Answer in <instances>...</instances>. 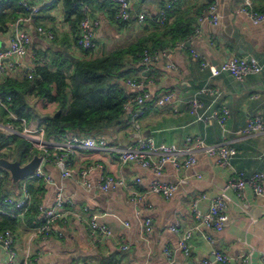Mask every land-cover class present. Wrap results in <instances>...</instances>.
<instances>
[{"label": "crops", "instance_id": "crops-1", "mask_svg": "<svg viewBox=\"0 0 264 264\" xmlns=\"http://www.w3.org/2000/svg\"><path fill=\"white\" fill-rule=\"evenodd\" d=\"M37 1L43 5L54 2ZM166 1L131 0V18L120 23L108 9L89 6L96 24L93 27L95 48L87 54L75 46L70 25L63 19L61 4H57L47 13L52 21L44 20L45 14L40 13L35 16L37 23L22 25L30 37L26 54L17 66L5 69L1 81L23 79L26 68H35L39 59L46 64L56 51L70 55L73 60L99 58L156 32V23L163 26L182 18L192 19L194 32L181 41L183 47L177 42L163 50L147 70L152 84L145 89L151 100L138 119L139 133L155 144L176 147H182L187 138H199L212 145L226 144L234 149V156L226 167H220L215 158L198 153L195 165L178 169L165 165L160 176L135 164L120 165L116 151L132 145L135 134L130 113L126 112L129 121L125 127L107 130L102 135L107 143L104 149L77 150L68 157L74 177L63 178L54 164L45 163L43 170L49 175L50 183L41 179L28 181L32 198L45 206L52 205L56 192L60 191L67 214L63 221L52 225L46 237L37 233L38 224L33 220L18 221L12 231L17 264H200L204 258H211L214 251L233 259L227 264H264V194L256 196L247 188L239 192L223 191L225 184L240 173L244 177L255 173L264 175V133H241L250 118L258 116L264 121V21L252 24L241 9L264 11V0H179L161 25L156 15ZM211 3L217 7V24L198 23V17ZM139 14L144 15L141 22L136 19ZM38 26L51 28L53 41L36 33ZM9 38L10 30L0 34V47L6 46ZM246 55L257 59L261 71L241 81L225 72L213 77L199 65L202 60L216 65L232 56ZM124 68L134 70L126 80L139 78V61L127 60ZM126 80L121 82V87L129 97L137 91ZM202 87L217 89L220 95L214 98L198 94ZM164 94L171 95L170 102L155 107L153 100ZM194 96L202 104L197 113L204 117L222 106L228 110L222 127L214 119L203 122L189 114L188 100ZM94 164L99 167L87 175V182L91 184L88 189L78 183L76 175ZM101 175L122 179L123 185L99 190L96 185ZM136 178L140 183L135 182ZM182 179L186 183H181ZM155 180L176 185L174 195L164 198L144 194L145 188ZM0 188L1 196L15 194L17 190L7 171L0 173ZM217 195L223 196L227 223L219 232L205 227L194 230L190 251L184 255L178 249V242L180 231L195 225L193 202L196 201L195 209L203 213ZM92 215L111 231L110 237L90 236L88 219ZM146 220L149 221L147 228ZM174 224L179 227L176 233L170 230ZM121 245L127 248L121 249ZM164 249L168 250V256ZM0 264H8L1 248Z\"/></svg>", "mask_w": 264, "mask_h": 264}, {"label": "built area", "instance_id": "built-area-1", "mask_svg": "<svg viewBox=\"0 0 264 264\" xmlns=\"http://www.w3.org/2000/svg\"><path fill=\"white\" fill-rule=\"evenodd\" d=\"M10 1V0H0ZM115 9L114 20L116 22H125L131 18V0H108ZM179 0L166 1L157 11L156 18L162 25L166 19V15L172 10L173 6ZM18 4L24 10V14L18 17L10 24V38L6 46L0 47V82L4 75L5 69H12L17 66L20 60L25 56L30 37L22 25L31 23L32 17L39 13L43 4L37 2L29 4L27 0H19ZM84 16L78 22L75 32V46L81 51H88L91 53L95 48L93 40V27L96 22L87 11V6H84ZM242 13L246 15L252 24H258L264 21V11L256 12L245 7L241 9ZM138 22L144 19L143 14L136 17ZM208 21L213 25L218 22L217 7L215 3L207 6L205 11L198 17L197 22L202 23ZM36 33L44 37L48 41H53L54 35L51 30L43 27H36ZM183 47L184 43L177 44ZM163 54V51H143L140 56L139 64L141 66V74L139 78L127 79L125 83L135 89L137 92L127 97L123 104V111L130 113L131 125L135 130L133 144L130 146L120 147L117 149V160L120 165L135 164L141 168L150 170L155 176H160L161 171L165 165H171L174 169L181 167H191L196 163V155L198 153L204 154L208 157L216 159L218 166L226 167L230 159L234 156V149L226 144H206L199 138H187L182 147L167 144H155L151 140L143 138L139 133L140 124L138 119L143 115L146 103L151 100V96L145 89L146 86L152 84V78L147 75V70L150 65L156 62ZM43 59H39L36 66L44 64ZM200 68L207 69L211 76H217L220 73H228L235 80L241 81L247 75L257 74L261 71V65L257 59L251 55L246 56H232L227 60L213 65L206 60L200 62ZM34 74L33 68H26L24 78L32 79ZM198 94L210 95L217 98L220 93L217 89L202 87L198 90ZM171 100L170 94H164L155 100L153 105L161 107ZM5 100L0 99V108L6 113L7 121L0 120V135L4 137H17L26 142L29 147L40 157V163L31 176H27L17 183V190L12 195H0V216L8 217L14 221H22L32 204V196L28 188V181L31 179H41L46 183H50L49 175L43 170V164L52 163L57 167L61 177H74V172L69 167L68 157L77 150L97 151L106 147V140L104 137H93L90 135H71L67 138L56 139L52 135L46 133L43 126L36 120H28L24 117H18L8 108ZM189 114L195 120L207 121L214 119L220 127L228 117V110L221 107L219 111H213L207 117L198 114V109L202 106L197 97H192L188 100ZM244 135H255L264 133V121L256 116L250 118L246 126L241 130ZM98 164L84 168L78 172L76 178L78 183L88 189L91 184L87 182V175L91 170L98 168ZM200 177V176H197ZM140 179L136 178L135 182L140 183ZM186 183L185 179L180 181ZM264 175L255 173L249 177H244L241 173L236 177L230 179L224 186L223 191L232 190L235 192L244 189H250L256 196H263L264 194ZM123 185L122 179H115L109 175H101L99 177L96 187L99 190L107 191ZM176 185L168 184L155 180L151 182L144 191V194L160 195L164 198H171L175 191ZM222 195L215 196L208 209L205 212H199L195 209L196 201L193 202V218L195 225L191 228H186L180 231V238L178 242V249L184 255H188L190 251V240L194 230L200 227L212 229L214 231H221L228 221V216L225 211V203ZM64 199L60 191H57L53 203L50 206H45L38 203L36 206L37 219L39 224L36 228L37 233L42 237L49 235L51 227L54 223L63 221L66 217L64 208ZM97 216H89V231L92 238L110 237L111 231L103 224L96 221ZM127 226V223H124ZM145 227L149 226V221L144 223ZM172 232H178L179 227L174 224L170 227ZM207 238V237H206ZM13 234L10 230L0 232V248L3 250L8 264H17L16 253L13 248ZM121 249H126V245H121ZM164 253L168 256V250L164 249ZM213 259L204 258L200 264H227L231 260L230 257L222 254L219 251L211 253ZM242 258V257H239ZM246 262L245 258H242Z\"/></svg>", "mask_w": 264, "mask_h": 264}, {"label": "trees", "instance_id": "trees-1", "mask_svg": "<svg viewBox=\"0 0 264 264\" xmlns=\"http://www.w3.org/2000/svg\"><path fill=\"white\" fill-rule=\"evenodd\" d=\"M18 1L0 2V34L9 31L10 24L25 13ZM27 1L29 4L39 2ZM57 4H61L63 19L70 25L74 42L76 26L84 16V6H87L90 15L89 6L106 8L113 17L115 12L107 0H54L48 5H43L38 14L44 13L43 19L52 21L47 13ZM38 14L32 17V21L37 20L35 16ZM193 21L182 18L169 25L160 26L156 23L154 26L156 32L99 58L71 60L63 52L56 51L46 64L35 66L32 79L6 78L1 81L0 99L5 100L9 97L6 103L11 112L18 117L36 120L47 134L56 139L71 135L102 137L105 131L121 129L129 121V117L125 116L126 112L122 109L127 95L121 87V82L134 70L124 68L126 61L137 63L145 50L163 51L177 42L185 41L194 32ZM49 30L52 31L51 28ZM30 97L54 105L53 112L33 116L28 102ZM0 120L3 122L8 120L1 108ZM11 145L13 153L10 155L5 151H9ZM33 154L35 152L23 140L0 135V157L12 161L17 159L20 164H24ZM2 171L4 170L0 169V173ZM38 203L32 198V204L25 217L33 220L36 225L39 224L36 210ZM16 223L17 221L8 217L0 216V232L4 230L12 232Z\"/></svg>", "mask_w": 264, "mask_h": 264}, {"label": "water", "instance_id": "water-1", "mask_svg": "<svg viewBox=\"0 0 264 264\" xmlns=\"http://www.w3.org/2000/svg\"><path fill=\"white\" fill-rule=\"evenodd\" d=\"M71 60H73L70 55L65 54ZM40 163V157L36 154H33L32 157L24 164H20V162L16 160H8L6 158L0 157V169L7 171L9 174V180L11 184L14 186L20 180L24 179L27 176H31L37 166ZM210 259H213L212 257Z\"/></svg>", "mask_w": 264, "mask_h": 264}, {"label": "rangeland", "instance_id": "rangeland-1", "mask_svg": "<svg viewBox=\"0 0 264 264\" xmlns=\"http://www.w3.org/2000/svg\"><path fill=\"white\" fill-rule=\"evenodd\" d=\"M28 102L31 105V113L33 116L43 115L44 113H52L54 110V105L44 103L42 100L37 99L35 97L28 98ZM12 151H13V145H11L10 150L9 151L6 150L5 153L11 155V153H13Z\"/></svg>", "mask_w": 264, "mask_h": 264}]
</instances>
